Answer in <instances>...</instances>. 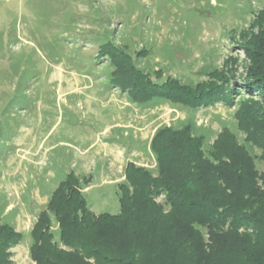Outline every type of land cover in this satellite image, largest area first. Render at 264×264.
<instances>
[{
	"label": "rangeland",
	"instance_id": "374dc122",
	"mask_svg": "<svg viewBox=\"0 0 264 264\" xmlns=\"http://www.w3.org/2000/svg\"><path fill=\"white\" fill-rule=\"evenodd\" d=\"M262 12L264 0H0V215L6 205L13 207L3 222L10 224L15 215L14 229L22 235L11 249L14 264H35L29 253V232L50 192L48 185L43 195L26 182L25 172L34 179L50 178L53 171L48 168L60 162L72 172V159L83 153L88 137L100 129L109 112L99 91L112 89V67L98 56L100 45L108 41L133 56L145 50L138 66L146 71L160 69L162 79L195 84L205 79V70L221 72L216 84L229 91L225 103L196 111L161 103L145 109L146 115H155L154 126L173 127L193 117L204 137L201 148L209 165L194 175L209 192L205 196L225 198L242 213L264 219V150H255L254 158L235 147L224 157L205 152L222 128L236 133L238 126L239 139L253 140L260 126L259 120L251 125L244 121L248 98L239 102L236 92H242L253 67L245 50L264 27ZM111 93L123 94L118 88ZM227 146L228 142L224 151ZM141 153L130 156L127 164L154 171L156 178L154 157ZM170 159L174 166V157ZM61 171H55L53 186L63 180ZM121 174L117 167L111 178ZM91 177L92 187L81 191L91 212L118 215V184L101 185L94 173ZM24 190L30 191L26 202ZM154 191V187L149 190L160 210L154 216L163 222L178 221L170 217L164 194ZM190 196L194 198L193 193ZM194 227L203 237V250L209 251V231ZM53 231L57 235L56 226Z\"/></svg>",
	"mask_w": 264,
	"mask_h": 264
},
{
	"label": "trees",
	"instance_id": "16d2710c",
	"mask_svg": "<svg viewBox=\"0 0 264 264\" xmlns=\"http://www.w3.org/2000/svg\"><path fill=\"white\" fill-rule=\"evenodd\" d=\"M251 41L252 47L246 48L245 55L253 67L241 87L242 92L236 94L240 96L239 102L248 98L244 121L250 125L257 120L261 123L253 140L239 139L238 133L242 131L238 126L236 133L222 128L205 151L214 157L229 155L228 150L236 148L254 158L255 150H264V27ZM99 48L98 56L105 57L112 67L111 87L125 93L132 104L146 107L170 103L196 111L221 101L225 103V95L229 94L226 87L216 84L221 73L216 68L205 70V79L200 82L182 83L173 77L162 79L160 69H141L136 61L147 55L145 50L133 56L112 41ZM198 130L193 117L185 118L178 127L164 125L156 129L149 149L156 161L157 176L153 178L154 171L128 163L124 181L117 185L118 215H94L81 192L86 179L67 174L36 216L29 232L32 261L35 264H264V219L242 213L225 198L205 196L209 192L194 179L197 172L209 168L201 148L204 137ZM153 187L155 194H164L171 209L170 217L178 221L163 222L154 216L160 210L149 192ZM196 215L200 216L199 221L191 220ZM195 225L209 231V251L203 250V237ZM21 240L22 235L0 218V264H14L11 249Z\"/></svg>",
	"mask_w": 264,
	"mask_h": 264
},
{
	"label": "crops",
	"instance_id": "0c3cea01",
	"mask_svg": "<svg viewBox=\"0 0 264 264\" xmlns=\"http://www.w3.org/2000/svg\"><path fill=\"white\" fill-rule=\"evenodd\" d=\"M112 89L106 92L102 90L99 91V95L101 96L99 99H106V103L109 104L110 109L109 112L106 113L100 129L92 136L88 137V142L83 153L72 159V172H66L65 169H63L62 162L59 164L56 163L55 166L48 168L53 171L51 173L48 170V174L51 173L50 178L39 176L37 179H34L32 178V174L25 172V181L27 182L29 180L33 185H36L41 194H46L45 189L48 185V190L50 192H48V196L45 198L46 201L43 205L47 204L53 191L61 182L60 181L57 186H53L54 184H52L56 174L55 171L57 170L61 171L63 169L61 174L64 177L69 173H73L79 178H85L86 184L84 183V185H82V191H86L92 187V173L95 174V178L99 180L101 185H117L124 180L123 172L130 156H135L137 152L141 151V154L145 157L152 156L149 149L150 141L156 129L160 127V125H153L157 120L154 114L151 116L146 115L145 109H150L149 107L152 106L145 107L132 104L129 102L125 93L115 97L114 94L111 93ZM156 106L157 105L153 107L156 108ZM92 166L94 169L91 170ZM117 167L122 170V174L118 178L112 179V174ZM23 193L24 202H26L30 196V191L27 192L24 190ZM27 206L32 207V204L28 202ZM13 211V207H9V204L6 205L0 215L1 220L3 221V219L8 218ZM14 218L15 215L10 218V225L13 227L15 226L12 221Z\"/></svg>",
	"mask_w": 264,
	"mask_h": 264
}]
</instances>
